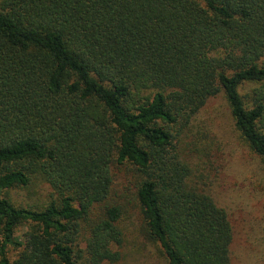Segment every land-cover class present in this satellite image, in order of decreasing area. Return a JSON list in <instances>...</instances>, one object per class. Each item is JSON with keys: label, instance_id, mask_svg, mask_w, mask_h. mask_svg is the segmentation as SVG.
Returning <instances> with one entry per match:
<instances>
[{"label": "trees", "instance_id": "16d2710c", "mask_svg": "<svg viewBox=\"0 0 264 264\" xmlns=\"http://www.w3.org/2000/svg\"><path fill=\"white\" fill-rule=\"evenodd\" d=\"M215 99L264 164V0H0V264H235Z\"/></svg>", "mask_w": 264, "mask_h": 264}, {"label": "rangeland", "instance_id": "374dc122", "mask_svg": "<svg viewBox=\"0 0 264 264\" xmlns=\"http://www.w3.org/2000/svg\"><path fill=\"white\" fill-rule=\"evenodd\" d=\"M206 108L202 113L205 122L219 128L224 139L223 141L220 139V141L223 144H221L224 148L222 150L225 152L226 158L222 160L223 163L218 162L217 166L219 168L225 165L223 189L230 193H224L221 189L219 192L232 212L231 217L234 225L232 250L234 262L239 264V258L242 257L241 248L264 253V164L252 156L249 149L238 144L230 113L222 99L213 100ZM115 169L117 170V182L119 187H122L124 181H121V178L124 176V171L119 168ZM126 187L130 191H123L122 198L124 203L130 204L133 200V189L129 186ZM50 192V188L41 187L40 183H34L29 188L20 190L19 193L14 192V197L18 203L37 207L42 206L50 199ZM261 193L260 201L257 202L255 196ZM26 229L25 226L20 227L17 234L21 235ZM17 254L18 250L9 249L12 259L16 258ZM259 263L257 260L256 264Z\"/></svg>", "mask_w": 264, "mask_h": 264}]
</instances>
